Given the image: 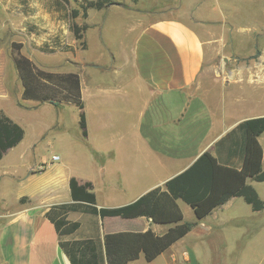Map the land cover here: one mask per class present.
<instances>
[{
  "label": "crops",
  "instance_id": "crops-1",
  "mask_svg": "<svg viewBox=\"0 0 264 264\" xmlns=\"http://www.w3.org/2000/svg\"><path fill=\"white\" fill-rule=\"evenodd\" d=\"M210 1L161 0L158 6L146 7L144 0H123L101 10H88L85 49L77 47L72 34L67 38L75 41L71 46L57 40L52 47L38 49L28 39L35 29L23 18L29 11L28 0H4L0 31L14 32L21 39L11 43H20L21 53L46 72L78 75L87 148L75 155L70 149H59L60 154L52 156L63 162L53 172L49 168L55 164L49 161L37 166L35 162L13 164L40 150V142L50 132L54 139L55 134L65 130L67 108H76L67 103L55 107L47 102L22 100V87H18L15 100L21 116L5 115L19 123L24 137L0 159L4 161L0 165V264H70L59 247V239H103L105 234L148 230L162 235L168 229L145 217L100 219L58 209L72 203L71 178L79 184L92 185L96 207L101 209L125 206L153 189H163L166 182L188 169L204 152L239 168L242 136L237 127L246 120L264 117V112L234 110L238 90L243 87H199L210 63L214 28L227 37L234 30V25H217L221 22L213 20L205 8ZM226 1L235 6L259 0ZM63 8L59 1L52 6L71 24L69 10L62 11ZM92 12L100 14L98 20H91ZM112 16L120 20L116 39L106 36L107 29H112L108 23ZM92 35L98 37L106 51L101 60L87 59L82 54ZM50 57L54 58L52 62ZM261 67L263 74L264 65ZM0 94V100L11 98L4 87ZM32 111L37 112L33 125L25 122ZM77 112L79 124L78 109ZM258 142L264 170V132ZM51 143L47 140V145ZM247 183L257 192L256 185L264 182L248 179ZM242 201L232 197L200 221L190 206L177 201L183 220L195 222V227L152 262L147 263L140 255L128 264H192L196 247L227 242L221 240L222 235L228 226L236 225L238 218L231 212ZM91 218L96 226H90ZM71 224L78 226L72 230Z\"/></svg>",
  "mask_w": 264,
  "mask_h": 264
},
{
  "label": "trees",
  "instance_id": "trees-1",
  "mask_svg": "<svg viewBox=\"0 0 264 264\" xmlns=\"http://www.w3.org/2000/svg\"><path fill=\"white\" fill-rule=\"evenodd\" d=\"M120 1L123 0H72L76 7L69 10L71 32L80 49L86 47L83 35L87 25L85 23L78 25V19L85 20L88 10H101ZM65 2L70 4L69 0ZM10 48L22 87L21 99L47 102L55 107L64 103L74 105L79 111L81 134L86 138V121L78 75L46 72L21 53L20 43L13 42ZM257 55L258 53L252 58H256ZM237 130L242 136L239 168L204 152L188 169L166 182L163 189H153L125 206L97 209L92 185L79 184L71 178L69 190L72 203L60 205L58 209L82 212L98 216L100 219L118 217L128 220L145 217L152 223L169 227L162 235H156L148 230L144 233L105 234L103 239L99 237L73 241L59 239V247L69 263L128 264L138 259L140 255L147 263L152 262L196 225L195 222L183 220L177 201L190 206L197 221L204 219L212 210L232 197L242 198L253 212L262 211L264 202L247 180L264 182L262 148L258 142L259 136L264 132V117L246 120L238 125ZM23 137L22 127L0 112V159L9 149L17 146ZM77 226L71 224L70 229L75 230Z\"/></svg>",
  "mask_w": 264,
  "mask_h": 264
},
{
  "label": "rangeland",
  "instance_id": "rangeland-1",
  "mask_svg": "<svg viewBox=\"0 0 264 264\" xmlns=\"http://www.w3.org/2000/svg\"><path fill=\"white\" fill-rule=\"evenodd\" d=\"M56 1L63 5L62 11L76 7L72 0H69V5L64 2L65 0H46L47 7L52 9ZM160 1L144 0V6H158ZM3 2L4 0H0V24L4 22ZM205 8L211 12L213 20L221 22L217 25L221 26L222 23H226L229 27L234 25V30L231 36L227 37L225 32L221 33L218 28H214L216 34L213 35L215 41L212 44L210 63L206 66L207 68L198 82L199 87H243L238 90V103L234 110L239 111L242 108H247L264 112V89L247 88L264 87V73L260 74L261 66L264 65V60H262L264 57V36H262L264 33V0L248 4L236 3L235 6H230L226 0H211L205 4ZM92 13L91 20H98L100 14ZM84 22L85 20L82 18L77 21L78 25ZM119 22L120 20L116 16L110 18L108 23L112 29H107L106 36L116 39L117 32H120ZM220 39L225 41L222 43ZM12 41L19 42L21 39L14 32L3 33L0 31V88L7 89L12 98L0 100V111L9 116L14 114L21 116L22 112L17 108L15 100L18 87H21V84L14 68L13 54L10 49ZM76 43L80 48L78 42ZM87 43L88 47L82 53L83 56L87 59L101 60L106 51L101 48L98 37L95 35L88 37ZM256 53L258 55L253 59L252 57ZM49 59L52 62L54 58L50 57ZM228 99L226 97L227 101ZM30 114L31 118L25 117V122L33 125L37 118V112L32 111ZM53 136L54 134L50 132L45 141L40 142V150H35L32 155H27L22 160L16 159L13 164L28 165L35 162L37 166L41 162L49 161L50 163L53 154H60L59 149H70L73 155L77 153L76 151L85 150L87 142L81 134L76 108L72 106L67 108L65 130L55 134V140ZM47 140L52 142L51 145H47ZM69 158H66V161ZM61 162H51L55 165L49 168L50 171L59 169L57 164ZM2 164L4 165V161H0V165ZM256 188L258 195L264 201V183L256 185ZM231 215L238 219L236 225L228 226L222 235L221 240L226 239L227 242L222 244L219 240L220 243L214 245L196 247V251L193 252L196 260L192 264H264V209L260 213H252L249 206L242 201L233 209ZM93 225L96 226V221L91 218L90 226L93 227ZM254 227L256 231L253 230ZM160 264L171 263L163 261Z\"/></svg>",
  "mask_w": 264,
  "mask_h": 264
},
{
  "label": "clouds",
  "instance_id": "clouds-1",
  "mask_svg": "<svg viewBox=\"0 0 264 264\" xmlns=\"http://www.w3.org/2000/svg\"><path fill=\"white\" fill-rule=\"evenodd\" d=\"M26 6L29 11L23 18L26 25L35 29L28 34V39L36 48L39 49L45 45L52 47L57 40L62 44L69 43V46L75 43L74 40L67 39L72 34L69 20L62 18V13L47 7L46 0H28ZM20 7L23 8L24 5ZM23 30L26 32L27 27ZM53 159L58 157L53 156Z\"/></svg>",
  "mask_w": 264,
  "mask_h": 264
},
{
  "label": "built area",
  "instance_id": "built-area-1",
  "mask_svg": "<svg viewBox=\"0 0 264 264\" xmlns=\"http://www.w3.org/2000/svg\"><path fill=\"white\" fill-rule=\"evenodd\" d=\"M56 157H58V156H56ZM59 160V157H58V159H53V156L51 157V162H57Z\"/></svg>",
  "mask_w": 264,
  "mask_h": 264
}]
</instances>
